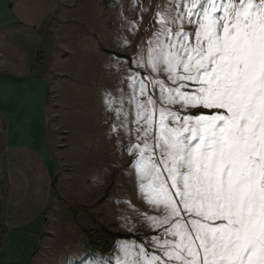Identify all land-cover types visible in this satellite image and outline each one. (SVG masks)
<instances>
[{
    "label": "snow or ice",
    "instance_id": "1",
    "mask_svg": "<svg viewBox=\"0 0 264 264\" xmlns=\"http://www.w3.org/2000/svg\"><path fill=\"white\" fill-rule=\"evenodd\" d=\"M126 7L102 102L146 231L115 264H264V0Z\"/></svg>",
    "mask_w": 264,
    "mask_h": 264
},
{
    "label": "crops",
    "instance_id": "2",
    "mask_svg": "<svg viewBox=\"0 0 264 264\" xmlns=\"http://www.w3.org/2000/svg\"><path fill=\"white\" fill-rule=\"evenodd\" d=\"M122 10L124 16L137 14L119 7L117 0H0V186L6 189L7 181L12 186L4 205L9 222L37 224L34 218L50 207L48 188L53 193L65 167L75 163L67 159L66 164L58 152L47 83L50 91L55 89L50 94L69 142H110L99 120L72 118L67 111L103 104L100 96L112 79L109 61L116 55L127 59L116 40ZM70 79L91 80L94 88L71 87ZM85 94L91 95V105H83ZM44 219L36 226L41 236Z\"/></svg>",
    "mask_w": 264,
    "mask_h": 264
},
{
    "label": "rangeland",
    "instance_id": "3",
    "mask_svg": "<svg viewBox=\"0 0 264 264\" xmlns=\"http://www.w3.org/2000/svg\"><path fill=\"white\" fill-rule=\"evenodd\" d=\"M117 2L119 7L127 8L126 5L130 3V0H117ZM142 2L147 5L149 0H142ZM157 2L158 0H151L152 4ZM151 19L152 13H145L143 27H147ZM1 55L2 53L0 57ZM123 60L127 62V59L123 58ZM69 82L71 87L77 83L80 90L94 88L91 80L70 79ZM112 84L113 79L110 80L109 87ZM46 89L48 91L47 102L50 103L51 100L49 121L58 136V152L63 154L64 162L71 159L75 163H68L69 165L65 167L64 174L59 176L61 182L59 185L56 184L53 193L48 188L47 194L48 196L52 194V203L50 201V207L34 218L38 221L37 224L12 223L7 220L8 218L4 215L7 205L6 208L4 205L7 203L8 193L12 186L7 181L5 189L2 183L3 186H0V205L2 204L0 206V264H78L86 253L90 255L85 264L99 260H102L103 264H115V254L119 244L125 241L139 242L138 238H144L146 229L142 223L138 222L139 218L134 209L143 211L146 204L139 199L133 180L127 175V169L123 167L124 160L127 159L126 154L122 160L114 148L113 140L109 135V123L106 122L109 114L105 111L104 104L100 109L94 107V110L88 108L79 110V112L70 110L67 112L72 115V118L76 115H87V119L99 120V130L105 132V137L109 135L110 142L105 140L100 143H92L89 140L80 142L79 139L71 143L69 135L65 133V128L59 123V114L54 109L55 96L50 92L55 89L50 91L48 83ZM84 97L86 98L82 100L83 105L87 101L91 105V95L85 94ZM100 100L102 101V95ZM72 102L76 103V100ZM0 128L3 130L1 123ZM69 151L70 154H68ZM3 170L5 175L6 166L4 164ZM57 195L71 206L84 207V211L74 216ZM125 217L129 218L127 225ZM43 219L45 231L41 236L40 232H36V226L40 228ZM133 223L136 224L135 228L132 227ZM96 224L116 233H130L133 236L116 240L109 252L100 254L87 244L83 233V228H94Z\"/></svg>",
    "mask_w": 264,
    "mask_h": 264
},
{
    "label": "trees",
    "instance_id": "4",
    "mask_svg": "<svg viewBox=\"0 0 264 264\" xmlns=\"http://www.w3.org/2000/svg\"><path fill=\"white\" fill-rule=\"evenodd\" d=\"M122 56V55H121ZM123 57H126L125 55ZM127 58V57H126ZM53 189L54 186H53ZM59 198V196L57 195ZM61 202L77 216L84 211V207L81 206H71L65 201L59 198ZM1 203V202H0ZM1 206V205H0ZM83 233L86 237L87 244L94 250L98 251L100 254H105L112 249L113 244L118 239L132 237V234L116 233L108 230L106 227L96 224L94 228H83Z\"/></svg>",
    "mask_w": 264,
    "mask_h": 264
},
{
    "label": "built area",
    "instance_id": "5",
    "mask_svg": "<svg viewBox=\"0 0 264 264\" xmlns=\"http://www.w3.org/2000/svg\"><path fill=\"white\" fill-rule=\"evenodd\" d=\"M57 128V127H56ZM0 132H3V130L0 128Z\"/></svg>",
    "mask_w": 264,
    "mask_h": 264
}]
</instances>
